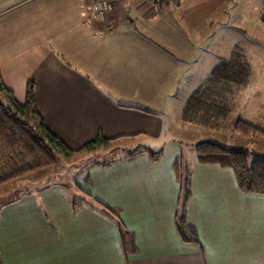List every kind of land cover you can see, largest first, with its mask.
Listing matches in <instances>:
<instances>
[{
    "label": "crops",
    "instance_id": "obj_1",
    "mask_svg": "<svg viewBox=\"0 0 264 264\" xmlns=\"http://www.w3.org/2000/svg\"><path fill=\"white\" fill-rule=\"evenodd\" d=\"M89 1L0 0L4 88L24 104L32 84L38 113L73 151L100 135L113 140L111 144L158 136V117L128 101L141 82L137 52L142 45L153 49V55H169L147 38L173 49L174 39L154 28L162 21L160 5L171 2L107 0L112 11L97 22ZM182 1L188 39L205 43L212 27L214 36L223 32L230 16L224 18L222 0ZM254 2L259 12L253 28L261 34L255 41L264 42V0H232V6L251 9ZM144 24L147 38L132 31ZM208 27L210 36H205ZM246 54L251 66L246 89L251 90L258 87L254 80L264 82V57L261 61ZM220 58H213L212 67ZM101 72L115 79H96L94 74ZM127 73L134 77L122 81L119 75ZM125 83L134 90L123 95L118 91ZM147 152L124 159L112 171L94 169L71 200L55 193L42 197L45 207L30 197L24 200L22 242L11 244L7 259L2 253L1 264H264V196L242 194L231 169L201 165L194 152L185 163L192 173L187 205L192 231L185 241L176 226L181 187L175 163L183 157L181 147L174 145L169 152L164 148L156 161L143 154ZM103 206L118 211V218Z\"/></svg>",
    "mask_w": 264,
    "mask_h": 264
},
{
    "label": "rangeland",
    "instance_id": "obj_2",
    "mask_svg": "<svg viewBox=\"0 0 264 264\" xmlns=\"http://www.w3.org/2000/svg\"><path fill=\"white\" fill-rule=\"evenodd\" d=\"M168 1L171 2L170 5L165 3L160 5L162 7L160 16L162 21L160 23L156 22L154 28L167 33L171 40L174 39L170 43L173 47L171 51L168 50L169 45L154 43L144 35L146 34L145 24L144 27L136 25L132 28V31L144 36L153 45L168 52L169 55H161L160 53L153 55L150 53V50L153 51V49L145 44L142 45L140 52H137L139 60L142 61V72L138 75L141 82L137 83L135 96H132L133 100L128 101L129 104L154 113L158 117L161 133L158 136L147 134L138 138L122 139L121 142L111 144L112 140L109 145L99 146L93 151H84L82 148V151L69 156L58 155L57 166L50 167L40 174L30 175L0 187L1 261L2 253H4L5 259H7V255H11L9 250L12 248L11 244L22 242L23 224L21 225V222H24L22 213L24 200L30 197L37 203L40 202L41 207H45L42 197H49L54 193L71 200L76 192H82L80 187H84L83 182L89 176H94L97 169L108 167L109 171H112V166L118 165L128 156L136 155L141 151H148L143 154L150 156V153H159L164 148L169 152L171 147L178 145L181 147L182 160L185 164L186 157H191L198 146L210 142L229 149H247L255 155L264 157V138H244L225 126L228 123L227 121L224 122L225 128L209 130L185 124L181 120L186 102L215 69L212 67L214 57H221L216 61L218 66L221 59L228 58L232 49L239 46L245 51V54L248 52L251 57L256 56L255 58L263 61L264 42L255 41L258 36L261 37V34L253 28V25L258 24L259 10L256 8V2L251 4V9L240 7L235 10L232 6V0H222L225 9L223 16L224 18L228 15L230 17L226 20V23L224 20V25L221 27L223 32L220 35L214 36V27H212L211 38H207V42L202 43L200 40L187 38V32L181 20L184 13L182 7L185 1ZM93 19H95V16H93ZM102 19L101 17L96 18L97 22ZM219 28L217 27V30ZM148 33H150V30H148ZM204 34L210 36V27L205 30ZM65 45H67V42L63 41L62 46L65 47ZM174 46L180 48L177 49ZM203 50H205L204 56ZM257 51L260 54H257ZM255 52L257 55H255ZM252 53H254V56H252ZM246 58L248 59V56ZM94 76L96 79L106 81L115 79L110 73L103 74L101 72L94 74ZM119 77H123L122 81H125L134 76L127 73L119 75ZM98 83L95 82L97 87H100ZM129 83L123 84L118 92L123 95L131 93L134 89L133 85ZM253 85H258V87H253L251 90L242 89L234 96L231 103L230 118L239 117L255 127L264 129L263 78L258 81L254 80ZM104 91L115 97V94L109 92V90L104 89ZM5 97H7L6 102H8L9 97L7 94L5 92L0 93V100L4 103ZM119 98L124 100L121 97ZM26 120L29 123L32 122L29 117ZM3 163V153L0 149V171L3 168ZM106 173L108 174V171ZM12 211H15L16 215L11 214Z\"/></svg>",
    "mask_w": 264,
    "mask_h": 264
},
{
    "label": "trees",
    "instance_id": "obj_3",
    "mask_svg": "<svg viewBox=\"0 0 264 264\" xmlns=\"http://www.w3.org/2000/svg\"><path fill=\"white\" fill-rule=\"evenodd\" d=\"M244 52L242 48L235 46L228 58L221 59L205 82L186 102L181 115L183 123L209 130L227 126L244 138H264V129L255 127L239 117L230 118L234 96L250 82L251 66ZM3 92L9 99L5 103L0 100V149L4 158L0 171V187L57 166L58 155L69 156L82 150L93 151L112 142L100 135L82 150L73 151L48 129L38 113L32 84L27 87L24 104L15 100L13 93L4 88L0 78V93ZM28 117L31 123L26 120ZM225 121L228 123L224 126ZM138 155L128 156L127 159ZM150 156L156 161L160 155L154 153ZM195 156L201 165H218L231 169L242 194L264 196V157L247 149H229L210 142L198 146ZM175 172L181 187L176 226L182 239L188 241L187 232L192 231L187 223L192 173L182 158L176 161ZM102 208L111 217L118 218V211L104 206ZM191 242L198 244L197 240Z\"/></svg>",
    "mask_w": 264,
    "mask_h": 264
},
{
    "label": "built area",
    "instance_id": "obj_4",
    "mask_svg": "<svg viewBox=\"0 0 264 264\" xmlns=\"http://www.w3.org/2000/svg\"><path fill=\"white\" fill-rule=\"evenodd\" d=\"M88 4L91 8V11L94 13L95 19L98 17L103 18L108 12L112 11L111 4L107 0L89 1Z\"/></svg>",
    "mask_w": 264,
    "mask_h": 264
}]
</instances>
